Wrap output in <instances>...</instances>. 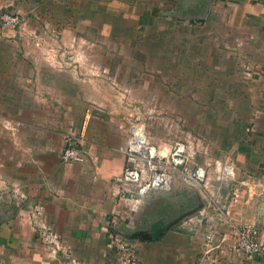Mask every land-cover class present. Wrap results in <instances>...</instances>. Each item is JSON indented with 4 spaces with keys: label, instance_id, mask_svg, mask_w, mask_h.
<instances>
[{
    "label": "crops",
    "instance_id": "0c3cea01",
    "mask_svg": "<svg viewBox=\"0 0 264 264\" xmlns=\"http://www.w3.org/2000/svg\"><path fill=\"white\" fill-rule=\"evenodd\" d=\"M2 12L27 20L22 34L5 30L0 17V264H59L63 254L51 255L44 247L43 227L55 231L82 264H119L112 227L135 243L139 264H241L231 251L205 252L202 246L198 254L192 231L168 228L152 236L140 227V211L129 212L118 197L131 117L122 116L111 94L102 97L98 82L107 81L106 75L83 71L78 56L58 58L52 51L87 39L104 50L88 61L117 64L112 49L120 48L130 49L125 62L132 63L134 49H140L141 64L149 66L153 47L157 64L170 66L175 80V58L184 50L189 81L205 80L208 86L202 95L236 92L245 112H264V0H0ZM37 35L40 41L34 42ZM59 64L72 67L56 68ZM141 77L150 79L149 73ZM147 88L142 85L141 96L148 98ZM174 89L165 95L156 89V95L175 101L181 93ZM253 125L261 130L264 120ZM72 131L87 153L83 161L64 164L60 154ZM251 189L240 192L235 207L230 204L235 213L228 217L256 224L264 241V207L248 198ZM157 193L143 196L142 211ZM223 234L231 238L227 225L219 230ZM255 264H264V257L257 256Z\"/></svg>",
    "mask_w": 264,
    "mask_h": 264
},
{
    "label": "rangeland",
    "instance_id": "374dc122",
    "mask_svg": "<svg viewBox=\"0 0 264 264\" xmlns=\"http://www.w3.org/2000/svg\"><path fill=\"white\" fill-rule=\"evenodd\" d=\"M26 20V17H23L21 23L10 30L23 32ZM4 25L7 28L9 24L5 22ZM7 34L9 33L6 32ZM39 39L37 35L34 42H39ZM151 42L150 39V44H152ZM93 44L90 40L84 39L79 44L74 43L73 48L59 47L52 52L58 58L68 54L69 56H78V59L84 64L83 71H88L90 74L106 75L107 81L98 82L104 86V93H102L104 96L102 97L109 98L111 94L110 101L123 111L122 116L125 117L126 112L131 117V121H142L153 139L180 137L192 140L191 151L194 152L195 160L206 166L208 181L205 182L206 187L201 189L203 193L198 189L185 187L176 181L171 190L154 194L143 211L142 208L139 209L140 217L143 218L140 227L146 228L149 233L154 228H161L162 222L166 224L177 222L173 229L181 233H190L191 231L195 233L192 225L182 223V220L185 216L196 212L204 200L203 194L211 195L218 201H222L223 204H227V213L231 215L235 212H232L230 208L235 207V203L241 196L240 192H248L249 188L252 187L253 191L251 189L252 192L248 198L257 206L262 205L264 207V139L260 138L264 135V128L258 130L253 125L257 119L264 120L262 109L245 112V108L238 105L236 92H232L234 96H231L229 91L224 92V96H221V93L218 96L213 94L202 95L208 86L205 85V80L189 81L188 73L191 69V63L189 57L183 55L184 50H179L180 53L175 58L174 68L177 69V72L174 76L177 77L172 80L170 66L157 64L156 48L150 47L149 49V66L141 64L140 49L132 50L134 55L137 54V57L131 59L132 63H129L125 60L130 58V49L120 48L112 49L115 52L117 64L106 66L87 60L88 57L93 59L104 55V50L93 48ZM248 63L244 61L245 71L252 69L251 63ZM74 65L76 64H73V67ZM55 67L66 69L72 65L59 64ZM146 67L149 69L146 70ZM141 72L149 73L150 79L144 81ZM110 73L112 75L117 73L119 76L125 73L127 79L124 76L115 79L109 78L107 75ZM163 75L166 78L169 76L170 79H160ZM131 77L134 80H131ZM146 83H148V98L141 96L144 95L142 85H146ZM214 85L218 87L219 83L216 82ZM174 88L180 91V99L177 98L175 101L169 99V101L164 102L161 97L158 98L156 95V89H160L162 95H165L170 94L172 90L175 91ZM110 101L108 100V102ZM161 101L164 103L163 106L158 105V103H162ZM259 133L262 134L259 135ZM227 158L235 165V177L223 181L211 179L215 177L217 168L221 167ZM254 170H256L255 174ZM202 184L204 185V181ZM218 186L220 187L217 188ZM209 187L212 188L210 189L212 192L206 191ZM216 190L219 192L216 193ZM232 202H234V206L230 207ZM261 211V214L264 215V208ZM254 226L257 227L256 224ZM261 226L264 235V223ZM204 229L205 227L196 230L195 239L198 254L204 246L202 238Z\"/></svg>",
    "mask_w": 264,
    "mask_h": 264
},
{
    "label": "built area",
    "instance_id": "2783aa9c",
    "mask_svg": "<svg viewBox=\"0 0 264 264\" xmlns=\"http://www.w3.org/2000/svg\"><path fill=\"white\" fill-rule=\"evenodd\" d=\"M0 17L3 24H9L7 28L10 29L20 24L23 18L16 12H2ZM17 129L18 126L12 128L14 131ZM126 138L123 149L125 164L117 179L118 197L125 200L129 212H137L141 208L143 196L171 190L176 181L203 193L201 189L206 187L205 182L208 181L206 166L195 160L194 152L191 151L192 140L180 137L153 139L147 126L138 120L131 122ZM86 153L87 150L76 137L75 131L65 136L60 154L62 163L83 161ZM235 174V165L227 158L211 179L231 180ZM207 189L206 191H210L212 188ZM217 192L219 191L216 190ZM203 196L200 207L194 214L185 216L182 223L191 224L195 234L196 230L207 224L202 233L205 252L213 249H218L219 252L231 251L241 264H255L257 256L264 257V241L259 238L256 227L253 224L231 220L226 204L211 195ZM124 215L128 216L127 212H124ZM224 225H227L231 238L227 234L219 235V230ZM39 235L51 255L55 256L56 252L61 250L63 256L59 264H82V261L71 255L69 246L59 242L55 231L43 227ZM109 236L119 264H139L136 245L132 240L113 227ZM226 240H230L229 243Z\"/></svg>",
    "mask_w": 264,
    "mask_h": 264
},
{
    "label": "trees",
    "instance_id": "16d2710c",
    "mask_svg": "<svg viewBox=\"0 0 264 264\" xmlns=\"http://www.w3.org/2000/svg\"><path fill=\"white\" fill-rule=\"evenodd\" d=\"M176 222L166 224L165 222L161 223V228H154V230L151 231L152 236L158 235L160 232L166 231L168 228L173 229Z\"/></svg>",
    "mask_w": 264,
    "mask_h": 264
}]
</instances>
